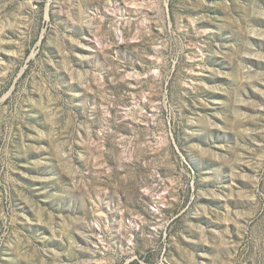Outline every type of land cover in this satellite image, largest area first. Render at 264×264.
Instances as JSON below:
<instances>
[{
	"label": "rangeland",
	"instance_id": "obj_1",
	"mask_svg": "<svg viewBox=\"0 0 264 264\" xmlns=\"http://www.w3.org/2000/svg\"><path fill=\"white\" fill-rule=\"evenodd\" d=\"M0 264H264V0H0Z\"/></svg>",
	"mask_w": 264,
	"mask_h": 264
}]
</instances>
